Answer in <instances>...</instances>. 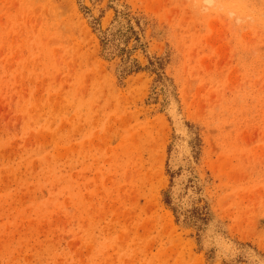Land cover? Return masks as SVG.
Segmentation results:
<instances>
[{"label":"rangeland","instance_id":"obj_1","mask_svg":"<svg viewBox=\"0 0 264 264\" xmlns=\"http://www.w3.org/2000/svg\"><path fill=\"white\" fill-rule=\"evenodd\" d=\"M0 264H264V0H0Z\"/></svg>","mask_w":264,"mask_h":264}]
</instances>
